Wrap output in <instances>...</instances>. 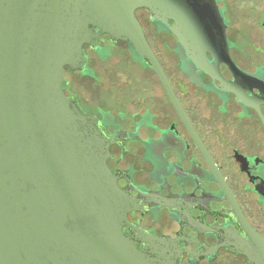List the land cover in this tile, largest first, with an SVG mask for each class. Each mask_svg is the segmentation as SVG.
Listing matches in <instances>:
<instances>
[{
    "label": "flooded vegetation",
    "instance_id": "flooded-vegetation-1",
    "mask_svg": "<svg viewBox=\"0 0 264 264\" xmlns=\"http://www.w3.org/2000/svg\"><path fill=\"white\" fill-rule=\"evenodd\" d=\"M216 5L239 75L221 61L218 75L197 69L159 23L165 32L150 30L157 53L140 15L155 23L135 11L182 116L125 38L103 34L96 48L83 45V72L65 67L62 89L98 122L106 166L127 198L120 232L149 264H264V0ZM97 63L127 73L102 77ZM73 75L98 94L80 100Z\"/></svg>",
    "mask_w": 264,
    "mask_h": 264
},
{
    "label": "water",
    "instance_id": "water-1",
    "mask_svg": "<svg viewBox=\"0 0 264 264\" xmlns=\"http://www.w3.org/2000/svg\"><path fill=\"white\" fill-rule=\"evenodd\" d=\"M138 9L155 23L140 15L157 53L150 30L165 32L159 23L197 69L218 75L221 61L240 74L216 0H0V264H149L120 232L127 198L106 166L98 122L62 89L65 67L83 72V45L125 38L182 116ZM95 66L102 77L127 73ZM68 77L83 102L101 89Z\"/></svg>",
    "mask_w": 264,
    "mask_h": 264
}]
</instances>
